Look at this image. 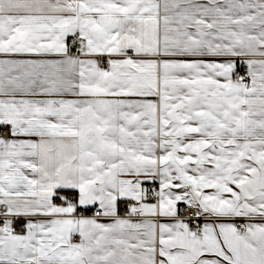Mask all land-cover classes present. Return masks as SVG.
I'll return each mask as SVG.
<instances>
[{
	"label": "snow or ice",
	"instance_id": "1",
	"mask_svg": "<svg viewBox=\"0 0 264 264\" xmlns=\"http://www.w3.org/2000/svg\"><path fill=\"white\" fill-rule=\"evenodd\" d=\"M0 264H264V0H0Z\"/></svg>",
	"mask_w": 264,
	"mask_h": 264
},
{
	"label": "crops",
	"instance_id": "2",
	"mask_svg": "<svg viewBox=\"0 0 264 264\" xmlns=\"http://www.w3.org/2000/svg\"><path fill=\"white\" fill-rule=\"evenodd\" d=\"M238 69H240V70H242V71H244L245 73H246V67L245 66H243V65H241V64H238V68H237V70Z\"/></svg>",
	"mask_w": 264,
	"mask_h": 264
},
{
	"label": "built area",
	"instance_id": "3",
	"mask_svg": "<svg viewBox=\"0 0 264 264\" xmlns=\"http://www.w3.org/2000/svg\"><path fill=\"white\" fill-rule=\"evenodd\" d=\"M237 73H238L239 75H244V74H245V72L242 71V70H240V69L237 70Z\"/></svg>",
	"mask_w": 264,
	"mask_h": 264
}]
</instances>
